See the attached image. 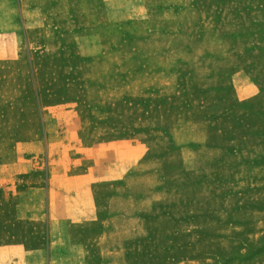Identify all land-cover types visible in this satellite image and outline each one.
<instances>
[{
	"label": "rangeland",
	"instance_id": "374dc122",
	"mask_svg": "<svg viewBox=\"0 0 264 264\" xmlns=\"http://www.w3.org/2000/svg\"><path fill=\"white\" fill-rule=\"evenodd\" d=\"M0 264H264V0H0Z\"/></svg>",
	"mask_w": 264,
	"mask_h": 264
}]
</instances>
